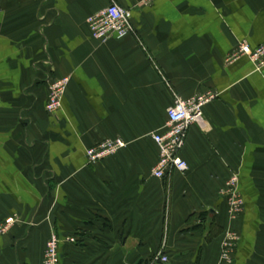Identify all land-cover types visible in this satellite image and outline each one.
<instances>
[{
    "label": "crops",
    "instance_id": "0c3cea01",
    "mask_svg": "<svg viewBox=\"0 0 264 264\" xmlns=\"http://www.w3.org/2000/svg\"><path fill=\"white\" fill-rule=\"evenodd\" d=\"M111 1L134 35L93 40L86 19ZM143 1L0 0V264H41L51 235L60 264H225L229 233L231 264H264V68L226 63L238 43H264V0ZM206 92L217 97L188 129V169L154 179L167 108ZM108 139L125 147L88 164Z\"/></svg>",
    "mask_w": 264,
    "mask_h": 264
},
{
    "label": "built area",
    "instance_id": "2783aa9c",
    "mask_svg": "<svg viewBox=\"0 0 264 264\" xmlns=\"http://www.w3.org/2000/svg\"><path fill=\"white\" fill-rule=\"evenodd\" d=\"M151 0H145L136 7L147 6ZM131 11L111 1L108 5L90 15L86 19V24L91 33V37L96 41H107L111 38L122 39L134 35V28L131 22ZM246 58L253 66L260 70L264 68V43L255 48H251L247 43L240 42L227 56L226 63L238 61ZM69 83V78L56 79L49 84L48 97L45 110L48 114H55L60 106L63 95ZM216 93L206 92L195 95L187 99L176 97L171 106L166 110L167 121L164 129L151 135L158 151V158L151 170V176L157 180H163L172 173H184L188 167L181 157V150L184 146L188 129L193 125L202 126V109L210 101L216 98ZM125 147L120 139H108L96 147L87 149L85 156L88 164L98 163L109 156L115 155ZM237 177H230L224 187V196L228 200L229 212L237 213L242 207V199L236 189ZM10 221L0 225V236L8 232ZM73 242V239H69ZM238 241L234 233L226 235L222 245L220 260L225 264H231V251ZM59 239L51 235L46 242L41 264H60L58 252ZM168 257L158 253L153 263L167 264Z\"/></svg>",
    "mask_w": 264,
    "mask_h": 264
},
{
    "label": "rangeland",
    "instance_id": "374dc122",
    "mask_svg": "<svg viewBox=\"0 0 264 264\" xmlns=\"http://www.w3.org/2000/svg\"><path fill=\"white\" fill-rule=\"evenodd\" d=\"M231 262H232V260H231Z\"/></svg>",
    "mask_w": 264,
    "mask_h": 264
}]
</instances>
